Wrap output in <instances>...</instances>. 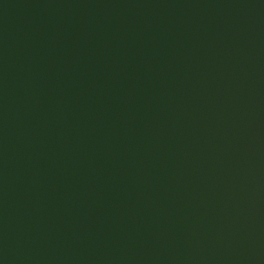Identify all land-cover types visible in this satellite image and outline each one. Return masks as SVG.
<instances>
[{"label":"water","instance_id":"95a60500","mask_svg":"<svg viewBox=\"0 0 264 264\" xmlns=\"http://www.w3.org/2000/svg\"><path fill=\"white\" fill-rule=\"evenodd\" d=\"M0 264H264V0H0Z\"/></svg>","mask_w":264,"mask_h":264}]
</instances>
